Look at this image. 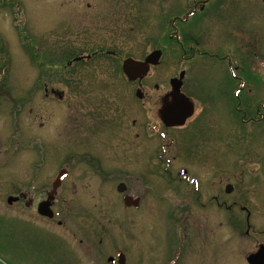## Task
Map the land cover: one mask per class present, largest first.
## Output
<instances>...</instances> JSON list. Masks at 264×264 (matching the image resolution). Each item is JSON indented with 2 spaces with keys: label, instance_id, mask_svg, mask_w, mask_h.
<instances>
[{
  "label": "rangeland",
  "instance_id": "1",
  "mask_svg": "<svg viewBox=\"0 0 264 264\" xmlns=\"http://www.w3.org/2000/svg\"><path fill=\"white\" fill-rule=\"evenodd\" d=\"M183 2L0 0V264H109L119 250L128 264H249L264 243V0H226L221 15L206 8L198 26L194 16L181 26L213 54L184 67L193 106L204 112L191 129L199 135L174 145L170 158L201 181L225 174L235 185L225 197L247 205L251 226L239 207L188 204L178 187L179 202L193 207L183 238L182 214L167 202L177 182L153 156L158 139L143 135L140 103L156 118L162 89L178 70L174 55L182 47L169 21ZM230 30L243 46L240 102L229 95L227 65L239 60ZM158 49L163 55L148 82L160 86L141 87L139 99L123 62ZM62 168L60 215L44 217L38 202ZM121 182L126 190H118ZM127 194L138 204L125 203ZM9 196L18 199L8 203Z\"/></svg>",
  "mask_w": 264,
  "mask_h": 264
},
{
  "label": "flooded vegetation",
  "instance_id": "2",
  "mask_svg": "<svg viewBox=\"0 0 264 264\" xmlns=\"http://www.w3.org/2000/svg\"><path fill=\"white\" fill-rule=\"evenodd\" d=\"M225 1L226 0H184L183 4L185 6V10L180 11L181 13L178 12V13L173 14L170 18L171 20L169 21L171 23V26L174 28L172 30L171 37L173 38V41L175 43H178V45L180 47H182V49H181L182 52L180 54L174 55V61H175V64L178 65V70L173 72V75L170 77V79H169V85L170 86H168V88L165 86L164 89H162L164 92L159 97L160 98V107L157 110L156 118L151 116V115L147 116L146 115L147 114L146 113L147 108H146L145 102L140 103V107L142 108V116L144 117V128H143L144 133H143V135L146 138L158 139L159 142H156L157 147L154 151L155 155L153 154V156L157 158V160L159 162V167L161 168V171L166 175V177H167V173H169L170 177H173L175 179V181L177 182V186H175V188L176 187L177 188L172 193L173 197L172 198L169 197L167 199V196H166L165 200L167 199V202L171 203V207H173L174 212H179L180 214H182L181 217L177 218V219H180V221L183 223V225H185L184 232H183L185 237L182 236L183 238H186L189 235L187 227H188V224L190 223L191 214L193 213V207H187L186 208L185 203L179 202L180 190L178 189V187L182 188L183 189L182 192H184L188 195L187 197H188L189 201L186 199V202L188 204H192V203L194 205L198 204L200 207H209L211 205V206H215L219 209H223V210H225L226 207H228V208H231L232 206L239 207L242 211L247 212V214H248L247 215L248 227L251 226V224L249 223V217L251 215V210L247 207V205H245V204L241 205V202L238 199H233L230 203L227 201L225 195H226V193H231L233 191V189L235 188V185L232 184L233 182H231V181L228 183H225V180H224L225 174L218 176V182L209 183L208 180L207 181H201L198 176H195V174H193L184 165H181L178 167H172L170 158H172V156H174L176 154V153H172V151H173L172 147L174 145H180V147H181L182 144L186 143L188 139H190L193 136L196 137L199 135V132L192 133L191 129L197 125L196 122L199 120L200 116L203 115L204 108H200V106L196 107L194 104L192 113L190 114V116H188L184 120V123H182V124H178L176 122L169 124V122H167V121L165 122L161 118L160 113H159L165 98H166V100L169 98L170 101L174 100V97L171 95V92L173 91V86L171 84V81L173 78H176L179 80L182 73H183L182 80H181L182 85L180 84L181 85V92L184 93L186 96H188L190 98V100L193 101V99L195 97L194 96L195 93L191 89H186L187 88L186 87L187 86L186 85L187 84V81H186V71L187 70L184 67L187 66L190 62L192 63L194 61V58L199 56V55L202 56L199 58H204L205 56H208V55L212 56V54H213V53H210V51H204V49L201 48L200 41H199V39L196 38L195 35L190 34L191 36H189V38H185L182 34L183 31H182L181 26L185 22L190 21V18L192 16H194L193 22H196L197 26H198L199 23H201L200 22L201 19L203 20L207 16H209L207 14L208 10H207V12H205V10H204L206 8H208V9L210 8V10L212 12L211 15H213V16L221 15L219 13L220 6L223 3H225ZM195 19H200V20H195ZM234 30H235L234 31L235 33H239V31H241L240 30V24H237V19L235 20V23H234ZM228 32L230 33V35H232V38L230 39V44H232V45L234 44V46H235L234 49L239 52V54L234 53L235 58L239 55V60H236V61L230 60V62L227 65L228 70L231 72V74L233 76V86L231 87L229 95L232 99H235L237 102L238 101L240 102L242 99V94H243L242 89L245 87V86H242V81H243L242 76L243 75H242V71L240 69L241 68L240 53H241V49L243 46L241 44V40L239 38V35L235 36L231 30ZM224 33L226 34L225 31H224ZM237 47H238V50L236 49ZM240 47H241V49H240ZM148 55L149 54H146L145 58ZM214 56L217 58H220V56L217 53L214 54ZM145 58H144V60H145ZM159 63H160V60H159ZM158 64H154V65L152 64L150 66L148 73L145 76H143L142 78H138L137 80L133 81V82L137 83L139 86L137 88V91H136L139 99H142L145 95L142 92L141 87H143V88L146 87L148 91H152L153 88H157V89L159 88L160 84H158L157 82H155V83L148 82V79L150 78V74H151V72H150L151 69L156 67V65H158ZM234 80H235V82H234ZM139 92L142 94V96L138 95ZM136 121H137V119H135L133 121L134 125H136ZM137 135H140V134L138 133ZM185 136H187V139L184 138ZM171 167L173 170H171ZM195 173H197V172H195ZM198 180H200L201 182H199ZM121 183H123V182H121ZM123 184H124L123 185L124 190H126L127 185H126V183H123ZM119 185H118V187H119ZM209 190H212V191H209ZM47 193H48V191H47ZM134 193L135 192H130L131 195H134ZM127 195H129V194H127ZM23 197H24V194H23ZM136 200H137V198L131 199V201L133 203H135ZM139 200H141V199H139ZM42 201H43V199H42ZM29 202H33V199L30 198L28 203ZM40 202L41 201L38 202V207H39ZM52 209L54 210L55 215L56 214L60 215V212H58L56 210L55 200H53V202H52ZM64 214H65V210H63L61 215H64ZM42 216H44V215H42ZM44 217H47V216H44ZM54 217L55 216H53L52 218H54ZM58 222L61 224L60 220ZM245 233L249 234L250 229H247V231ZM102 241H103V239L101 238L100 243ZM183 245L181 243L180 247L182 248ZM120 252H124V251L119 250L116 255H110L108 257L109 264H128V260H127L128 254L125 252H124L125 253V263L119 262L118 254ZM180 253H181V251H180ZM179 255L180 254L176 253L170 259L177 261L179 259ZM111 257H114L115 259L112 260V259H110Z\"/></svg>",
  "mask_w": 264,
  "mask_h": 264
},
{
  "label": "water",
  "instance_id": "3",
  "mask_svg": "<svg viewBox=\"0 0 264 264\" xmlns=\"http://www.w3.org/2000/svg\"><path fill=\"white\" fill-rule=\"evenodd\" d=\"M162 51L160 49L155 50L151 52L144 61L135 60L133 58H127L123 62V71L126 74L127 78L129 80H137L138 78H142L145 76L150 66L153 64H158L160 57H161ZM182 76L178 79L173 78L171 81V84L173 86V91L171 92V95L174 97L173 101H170L169 98L166 100L164 99L163 105L160 110V116L161 118L166 122H169V124H172L174 122L178 124L184 123V120L190 116L193 110V102L190 100L188 96H186L184 93L181 92V83H182ZM181 84V85H180ZM139 96H142V94L139 92ZM172 120V121H171ZM168 124V123H167ZM68 174L67 169L62 168L56 179L53 181L52 189L48 191L47 198L39 203L38 211L42 215H46L49 217L54 216V211L51 208L53 200H55V196L57 193L58 188L61 186L62 181L64 177ZM124 184L121 183L118 187L119 191L124 190ZM18 197L9 196L8 197V203H12L16 201ZM132 197L129 195L125 196V203L130 204ZM138 199L135 201V205L138 203ZM119 262L125 263V253L120 252L118 254ZM110 259H115L114 257H111ZM247 261L249 264H264V243L260 245L257 251L250 253L247 256Z\"/></svg>",
  "mask_w": 264,
  "mask_h": 264
},
{
  "label": "trees",
  "instance_id": "4",
  "mask_svg": "<svg viewBox=\"0 0 264 264\" xmlns=\"http://www.w3.org/2000/svg\"><path fill=\"white\" fill-rule=\"evenodd\" d=\"M17 4L19 5V3H15V2H14V7H15ZM16 8H17V7H15V12H16ZM247 79H248V78H247ZM3 81H4V79H3V77H2V73H0V87L3 86Z\"/></svg>",
  "mask_w": 264,
  "mask_h": 264
}]
</instances>
